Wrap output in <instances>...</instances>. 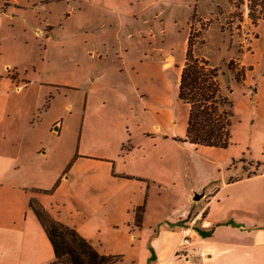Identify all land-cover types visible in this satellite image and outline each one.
Returning <instances> with one entry per match:
<instances>
[{
    "label": "crops",
    "instance_id": "0c3cea01",
    "mask_svg": "<svg viewBox=\"0 0 264 264\" xmlns=\"http://www.w3.org/2000/svg\"><path fill=\"white\" fill-rule=\"evenodd\" d=\"M226 4V0H23L22 4L4 0L0 18L15 19L25 29L42 34V58L55 62L57 68L65 67V76L77 80L63 85L85 90L81 144L87 115L96 114V100L90 105V97L110 76L118 78V85L128 88L135 98L144 92L147 96L141 106L150 110L162 99L167 76L176 78L178 87L192 18H198L196 24L206 23L199 53L210 67L219 69L218 83L232 102V117L239 106L247 127L264 122V21L252 25L253 38L242 50L241 29L221 27L224 15L218 7ZM175 7L181 15L173 11ZM230 63L241 72L239 81L229 70ZM27 70L25 75H0V264L53 261L52 248L33 211L36 206L45 210L44 206L35 196L26 198L30 184L25 179L41 174L39 159H48L44 143L48 131L33 122L42 95L32 85L42 81ZM222 77L228 79L224 85ZM75 106L64 105L67 117ZM61 116L53 120L49 131L55 139L63 134ZM99 125L87 128L85 141L91 146L76 153L85 159L80 172L61 181L69 185L79 180L76 199L84 217L82 222H63L96 252L118 257L113 264H264V137L257 156L249 143L241 153L231 150V141L225 149L203 147V151L217 150L204 152L208 158H199L204 169L190 182L185 176L186 182L178 189L175 182L167 183L169 170L163 169L161 160L152 161L142 145L128 148L132 170L119 171L120 161L128 160L106 153ZM153 131L160 132L161 125L154 124ZM184 133L161 135L178 149L201 150L181 142ZM142 135L153 136L147 129ZM147 163H151L150 170ZM186 171H190L188 166ZM201 193L199 200L193 199ZM138 208L141 211L136 213ZM108 214L113 217L108 219ZM88 216L90 221H83ZM189 222L194 228L192 244L180 252V231Z\"/></svg>",
    "mask_w": 264,
    "mask_h": 264
},
{
    "label": "rangeland",
    "instance_id": "374dc122",
    "mask_svg": "<svg viewBox=\"0 0 264 264\" xmlns=\"http://www.w3.org/2000/svg\"><path fill=\"white\" fill-rule=\"evenodd\" d=\"M3 1L0 0V5H2ZM19 1L22 4L23 0ZM226 1V7H218V12L224 15L221 27L235 31L236 29H241L238 34L245 42L241 40L239 46H243L242 50H244V43L247 44L253 38V33L250 31L252 25L264 21V9L261 10L255 7L250 11L248 0ZM175 9L178 15H181V10L175 7L173 11ZM249 14L251 17H249ZM196 21H198V18H192V28L189 34H191L192 40L194 39L196 43L195 54L201 56L199 53V48L203 46L201 32L204 30L206 23L198 22L196 24ZM197 34L199 36L195 38ZM43 43L44 36L33 32L30 27L25 29L22 23L18 24L15 19L14 21H9L0 18V75H25L26 69H28V74L33 77L38 76L42 81L39 85H32V89L39 88L42 95L39 110L33 122L39 123L43 130L48 131L45 139L47 142H44L48 147V159L45 161L44 159H39L38 164L41 174L35 175L31 179L26 178L24 181L27 183L26 185L30 184L26 198L35 196V198L40 199V203L45 209H42V212L65 226H67L66 222H63L65 219H69L68 222L72 220H77L78 222L81 220L82 222L84 214L80 211V202L76 199L80 192L79 180L74 179L69 185L61 181L68 174L74 175L80 172L85 159L82 158L81 154H78L79 158H77L76 153H78L79 148L81 152H86L91 146L85 141V135L87 128L94 123H99V127H102L98 134L101 135L106 144V153L118 154L128 160L125 164L120 161L119 171L125 170L129 172L132 170V154L128 152V148L137 144L142 145L148 151L149 155L153 157L152 161L158 162L161 160L163 169L169 170L167 183L175 182V187L178 189L181 186L183 187L184 182H186L185 176L188 177L187 181L190 182L193 175L204 169L203 162L199 163V158L203 159L204 156L208 158V155L204 152H212L217 149H204L203 151V147H200L201 150L190 152L186 148H176L170 138H164L161 135L162 133H165V135L181 134L183 130L185 131L187 124L188 109L185 104L178 100L177 79L169 76L163 81L162 99L159 101L161 105L159 102L153 104L154 108L152 110L141 106L147 96H145L144 92H139L140 98H135L128 88L118 85L120 83L118 78L112 76L107 78L102 88L94 92V95H91V97L94 96V99L92 100L90 97V105L92 101L96 100V114L92 117L87 115L85 127L83 128V141L80 144L81 113L85 90L69 88V86L62 84L76 82L77 80L65 76V67L57 68L55 62L45 61L42 58L45 54ZM211 49L212 47H210ZM49 52H51L50 49ZM220 64L222 65L221 62ZM33 66H35L34 69ZM230 66L235 72L237 71L235 64L230 63ZM5 67L9 69L6 71ZM226 80H228L227 77H222L221 83L224 85ZM9 84L10 80H8ZM154 90L152 89L153 92H155ZM43 93L46 94L43 95ZM53 97L57 99L54 101ZM178 101L179 103L177 104ZM68 103L77 105V108L76 106L73 108L69 117L66 116V112L63 109L64 105ZM242 111L243 109L237 106L235 112H233L230 128L232 137L229 139L231 141L230 148L236 153L245 152L244 145L249 143L251 146L250 150L257 156L260 149L263 150L261 141L264 137V122L259 121V123L249 124L247 127L246 117H243ZM60 115H62L60 121L63 125V134L60 138L55 139L49 131L53 128V120ZM239 120L243 122L239 123ZM154 124L161 125V131L157 134L153 131ZM146 129L152 132L153 136L142 135ZM91 132L94 133L95 129L91 130ZM136 154H139V152ZM159 156H161V159H159ZM76 158L77 161L75 160ZM240 163L241 161L237 162V164ZM150 166L151 163H147L146 168L150 170ZM187 166L190 171H186ZM185 172L189 173L184 175ZM126 198H129L128 194ZM124 203L122 202L120 205L119 209L121 212L123 211L122 204L124 205ZM76 210L78 212H75ZM107 211H111V209L108 208ZM41 214L44 216L43 213ZM107 217L111 219L113 216L110 217V214H108ZM90 219L88 216L83 221H90Z\"/></svg>",
    "mask_w": 264,
    "mask_h": 264
},
{
    "label": "trees",
    "instance_id": "16d2710c",
    "mask_svg": "<svg viewBox=\"0 0 264 264\" xmlns=\"http://www.w3.org/2000/svg\"><path fill=\"white\" fill-rule=\"evenodd\" d=\"M248 2L250 11L255 7L264 9V0H248ZM198 36L199 34L195 38ZM195 44L189 34L177 87L178 100L188 109L184 139L181 142L200 147L225 149L230 145L232 102L223 94L219 86V69L210 67L207 60L195 54ZM228 68L234 79L239 81L241 72H235L230 64ZM33 211L52 248L51 264H113L118 259L115 256L100 255L73 228L53 220L42 212V208L36 206ZM140 211L141 208H138L136 213ZM139 219L138 214L136 220Z\"/></svg>",
    "mask_w": 264,
    "mask_h": 264
},
{
    "label": "built area",
    "instance_id": "2783aa9c",
    "mask_svg": "<svg viewBox=\"0 0 264 264\" xmlns=\"http://www.w3.org/2000/svg\"><path fill=\"white\" fill-rule=\"evenodd\" d=\"M193 231V222H189L181 228V238L178 244V250H180V252H185V250L191 246L194 235Z\"/></svg>",
    "mask_w": 264,
    "mask_h": 264
},
{
    "label": "water",
    "instance_id": "95a60500",
    "mask_svg": "<svg viewBox=\"0 0 264 264\" xmlns=\"http://www.w3.org/2000/svg\"><path fill=\"white\" fill-rule=\"evenodd\" d=\"M203 196V193L194 196V200H199Z\"/></svg>",
    "mask_w": 264,
    "mask_h": 264
}]
</instances>
